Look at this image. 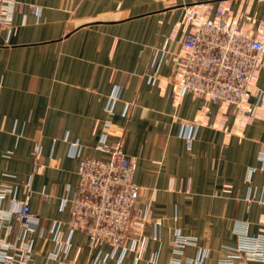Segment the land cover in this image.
Segmentation results:
<instances>
[{"label":"crops","instance_id":"0c3cea01","mask_svg":"<svg viewBox=\"0 0 264 264\" xmlns=\"http://www.w3.org/2000/svg\"><path fill=\"white\" fill-rule=\"evenodd\" d=\"M221 1L233 15L248 12L264 22V0H16L14 31H0V191L6 208L13 199L26 200L40 219L32 234L35 264L68 238L79 162L109 158L95 148L103 134L108 143L121 141L124 155L136 160L137 208L163 221L146 231L143 258L135 263L127 254L120 264H146L151 254L152 264H170L176 229L197 241L182 264L199 250L206 251L201 264H217L237 245L238 223H248L249 235L258 233L264 118L239 131L231 108L191 93L175 102L170 94L185 8ZM256 85L264 93V68ZM125 104L129 117L122 115ZM9 228L16 232L18 222H4L0 240L9 239ZM87 241L84 233H72L66 256L49 264H73L78 247L76 264H87Z\"/></svg>","mask_w":264,"mask_h":264},{"label":"built area","instance_id":"2783aa9c","mask_svg":"<svg viewBox=\"0 0 264 264\" xmlns=\"http://www.w3.org/2000/svg\"><path fill=\"white\" fill-rule=\"evenodd\" d=\"M16 0H0V31L12 30V16ZM178 28L182 33L180 51L174 57V67L169 76L170 94L178 102L191 93L220 108H231L234 124L243 130L256 119L264 118V93L256 85V77L264 68V22L248 12L233 15L229 4H192L185 8ZM167 42L161 48L165 52ZM117 99L109 100L108 111ZM131 105L125 104L123 116L131 115ZM200 121H194L197 128ZM109 126V125H108ZM184 139L191 142L192 126L185 127ZM97 150L109 155L107 160L83 158L77 169L78 181L66 222L68 238L56 243L43 264L66 256L69 236L82 232L87 236L90 250L87 264H120L127 254L140 261L149 244L148 229L153 232L163 225L162 219L152 218L147 211L137 208L138 187L133 181L136 160L122 151L121 141L108 143L105 134L98 141ZM35 161L40 155L36 144L32 151ZM36 166V164H35ZM224 192H229L226 188ZM5 190L0 191V230L3 223L15 219L17 231L9 228V239L0 240V264H35L32 234L40 224L32 214L26 200L13 199L6 208ZM261 205L264 206V193ZM238 242L227 248L226 256L217 264H264V214L259 219L258 233L248 234V223L235 225ZM156 238L154 233L152 239ZM110 250L103 253L102 248ZM194 237L178 229L172 235L170 264H182L180 257L188 247H196ZM81 247L75 250L72 263L76 264ZM118 253V255H116ZM206 251L199 250L196 258L185 264H201ZM151 254L146 264H152ZM59 264H65L59 262Z\"/></svg>","mask_w":264,"mask_h":264}]
</instances>
